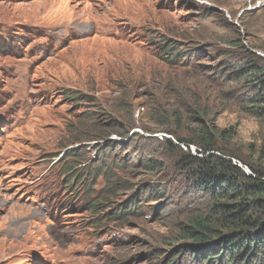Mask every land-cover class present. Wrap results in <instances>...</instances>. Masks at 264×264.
I'll use <instances>...</instances> for the list:
<instances>
[{"label": "rangeland", "instance_id": "1", "mask_svg": "<svg viewBox=\"0 0 264 264\" xmlns=\"http://www.w3.org/2000/svg\"><path fill=\"white\" fill-rule=\"evenodd\" d=\"M250 52L264 0H0V264H195L181 230L207 204L164 139L233 128L264 170Z\"/></svg>", "mask_w": 264, "mask_h": 264}, {"label": "trees", "instance_id": "2", "mask_svg": "<svg viewBox=\"0 0 264 264\" xmlns=\"http://www.w3.org/2000/svg\"><path fill=\"white\" fill-rule=\"evenodd\" d=\"M171 46H165L168 51L161 60L170 66L184 63L187 55L182 59L184 52ZM249 56L236 72L243 75L248 89L243 99L246 110L264 123V58L254 52ZM199 122L190 139L174 132L168 134L175 142L164 139L167 146L177 150L176 165L188 171L191 186L201 192L207 204L203 211L192 213L182 227L181 238L188 241L187 259L195 264H264V170L246 163L252 173L248 175L233 164L232 159L244 160L229 148L235 129L221 130ZM191 146L198 148V156L191 154ZM213 151L222 156L211 154Z\"/></svg>", "mask_w": 264, "mask_h": 264}, {"label": "clouds", "instance_id": "3", "mask_svg": "<svg viewBox=\"0 0 264 264\" xmlns=\"http://www.w3.org/2000/svg\"><path fill=\"white\" fill-rule=\"evenodd\" d=\"M262 5H258L257 7H256V9H258V8H260ZM255 9V10H256ZM264 58V57H263ZM170 139V138H169ZM171 139L174 141V138L173 137H171ZM175 142V141H174ZM181 147H182V149L183 150H185L186 151V149H187V147L185 146V145H182L181 144ZM190 148V152H191V154L193 155V156H198V148L197 147H194V146H191V147H189ZM209 154V153H208ZM211 154H215V155H217V156H222L218 151H213V152H211ZM232 162H233V164H235V165H237L238 167H240L243 171H244V169L241 167V166H243L237 159H232ZM238 163H240L241 164V166L238 164ZM246 167H247V165H245ZM250 170V169H249ZM245 172V171H244ZM246 173V172H245ZM246 174H248V175H250V174H252L251 173V171H250V173H246Z\"/></svg>", "mask_w": 264, "mask_h": 264}, {"label": "built area", "instance_id": "4", "mask_svg": "<svg viewBox=\"0 0 264 264\" xmlns=\"http://www.w3.org/2000/svg\"><path fill=\"white\" fill-rule=\"evenodd\" d=\"M240 166H241V164L240 163H238ZM243 169H244V171L246 172V173H250V170L248 169V167H246V166H241Z\"/></svg>", "mask_w": 264, "mask_h": 264}]
</instances>
